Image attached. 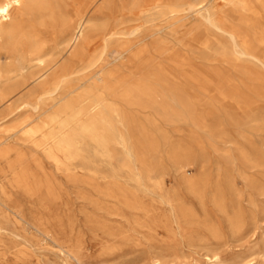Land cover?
I'll list each match as a JSON object with an SVG mask.
<instances>
[{
    "label": "bare ground",
    "instance_id": "bare-ground-1",
    "mask_svg": "<svg viewBox=\"0 0 264 264\" xmlns=\"http://www.w3.org/2000/svg\"><path fill=\"white\" fill-rule=\"evenodd\" d=\"M0 107V214L49 239L16 204L53 193L43 161L74 179L92 170L88 142L139 160L134 143L155 149L163 122L264 129V0H0Z\"/></svg>",
    "mask_w": 264,
    "mask_h": 264
},
{
    "label": "rangeland",
    "instance_id": "rangeland-1",
    "mask_svg": "<svg viewBox=\"0 0 264 264\" xmlns=\"http://www.w3.org/2000/svg\"><path fill=\"white\" fill-rule=\"evenodd\" d=\"M219 115L163 122L155 149L134 143L139 160L127 162L120 146L112 159L96 157L88 142L92 170L78 167L74 179L43 161L53 193L16 204L49 239L0 214V264H264V129ZM184 176L201 183L199 195Z\"/></svg>",
    "mask_w": 264,
    "mask_h": 264
}]
</instances>
